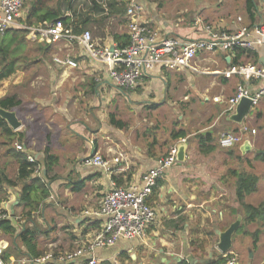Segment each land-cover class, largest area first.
Instances as JSON below:
<instances>
[{"label":"crops","instance_id":"0c3cea01","mask_svg":"<svg viewBox=\"0 0 264 264\" xmlns=\"http://www.w3.org/2000/svg\"><path fill=\"white\" fill-rule=\"evenodd\" d=\"M22 1L21 21L25 24L33 0ZM93 1L105 9L110 0H45L44 12L49 9L72 20L77 18L76 15L88 12ZM251 3L254 5L253 21L247 14L246 0H113L115 8L109 9L110 15L104 11L92 12L83 27L100 45L117 48L119 42L114 36H128L127 26L132 20L146 24L164 38L194 41L206 37L203 33L205 25L230 31L236 30L240 24L249 27L264 25V0H251ZM237 18L242 22H237ZM25 38L26 45L18 49L19 60L14 73L0 81V100L10 98L15 102L6 110L13 112L21 124L14 132L26 137L27 154L42 166L47 157H52L50 176L54 175L55 179H45L50 196L45 200L38 219L41 228L47 231L37 240L41 256L45 254L44 247L49 249L58 242L72 244L75 249L84 246L99 230L100 222H92L83 213L98 208L114 182L112 177L121 186L138 184L141 176L152 170L172 145L182 140L174 135L186 131L184 161L167 169L147 199L155 219L145 239L122 241L113 248L100 251L99 263L125 262L126 252H131L132 261L138 262L133 253H138L135 250L141 247L147 248L150 264H178L181 261L214 264L221 257L217 249L218 233L225 231L238 215L242 220L231 238L229 251L237 255L239 264L242 263L234 250L236 246H241L246 253L244 264L264 262V216L243 226L244 215L235 190L234 193H200L197 190L201 183L198 179L214 180L217 185L221 180L235 183L234 172L256 176V191L264 189V96L238 123L225 113L227 105L224 103L239 86L257 92L264 87V78L246 80L238 75L225 78L213 73L231 65L246 64L264 73L263 47L247 50V54L239 58L235 52L201 54L195 65L202 73L186 69L167 71L158 66L144 73L137 85L140 90L128 96L108 78L106 66L90 59L79 45L65 41L42 44ZM58 56H68L78 67L70 69L57 64L54 59ZM214 97H220L223 102H213ZM184 100H189L190 104L199 101L204 111L197 113V117L187 115L183 118L179 109L173 108L172 112L185 123H175L171 129L159 131L146 119L141 120L144 124L140 127L123 121V117L130 114L137 121L143 118V114L164 117L162 111L170 110L171 102L180 105ZM124 101L128 105H124ZM201 115L204 128L197 133L188 132L186 120L197 123ZM243 128L248 132L240 136L239 144L230 149L218 146L223 135L238 134ZM251 129L257 130L256 133L251 134ZM206 134L212 136V144L217 148L203 155L199 152L196 136ZM246 142L249 150L243 152L241 149ZM217 151L231 154L232 160L231 157L225 161L218 159L214 156ZM94 154L108 161L120 159L114 165L115 174L109 176L102 169L84 166V159ZM2 157L6 173L10 165L13 167L14 174L8 177L16 182L15 162L8 156ZM226 165L228 167L224 169ZM75 185H78L77 190H74ZM20 188L19 184L4 186L0 194L4 197L0 209L9 212L13 226L18 220L22 221ZM252 194L245 198L246 204L258 206L264 202V198L256 202ZM0 242L7 244L4 250L9 255L6 263L31 264L26 257L9 248L10 238L1 230ZM74 264L86 263L80 259Z\"/></svg>","mask_w":264,"mask_h":264},{"label":"built area","instance_id":"2783aa9c","mask_svg":"<svg viewBox=\"0 0 264 264\" xmlns=\"http://www.w3.org/2000/svg\"><path fill=\"white\" fill-rule=\"evenodd\" d=\"M22 0H0V36L9 30H26L27 39L42 44H52L65 41L79 45L86 55L106 66L107 75L114 85L122 90H134L143 74L162 67L167 71H181L186 69L192 73H202L195 65L196 58L204 53L222 52L230 54L237 49L252 51L256 47L264 48V25L251 27L240 24L233 31L223 27L214 28L209 25L203 27L204 39L185 41L177 38H164L146 24L132 20L127 26L129 44L124 48L100 45L87 30L75 33L71 27H65L61 21L42 23L35 27L25 26L21 21ZM241 23V18H237ZM54 61L70 69L78 64L68 56ZM206 73V72H205ZM215 75L231 78L234 75L242 76L246 80L251 77L264 78V73L250 64L231 65L223 71H214ZM264 96V87L253 93L249 88L239 86L235 94L225 100V113L232 115L239 102L249 99L251 108L256 107ZM213 102L222 103L220 97H214ZM248 132L243 128L240 133H226L219 141L220 148L230 149L241 142V135ZM255 134L256 131H250ZM185 143L182 139L169 148L165 157L159 159L156 166L145 172L138 184L116 186L111 182L110 189L100 201L97 209L85 211L83 215L92 222H100L99 230L81 248L70 253H47L41 257L29 260L31 264H74L83 259L86 264H97L100 251L113 248L122 241H143L147 230L155 219L154 210L148 205L147 199L157 187L158 181L167 169L177 164V146ZM16 150L25 151L22 144L15 145ZM27 161L34 163L35 159L28 155ZM120 159L105 160L99 154L84 159L83 165L102 169L109 176L115 174L114 165ZM42 169L38 166L35 175L40 177ZM6 209H0V222L10 220ZM7 244L0 242V264H8L3 260ZM223 264H239L238 257L232 251L221 253ZM264 264V262L260 263Z\"/></svg>","mask_w":264,"mask_h":264},{"label":"trees","instance_id":"16d2710c","mask_svg":"<svg viewBox=\"0 0 264 264\" xmlns=\"http://www.w3.org/2000/svg\"><path fill=\"white\" fill-rule=\"evenodd\" d=\"M113 0L107 2L105 9L100 7L96 2H92L93 6L89 8L88 12L82 15H76L77 18L69 19L68 17H62L58 13H54L52 10H45V0H33L25 24L27 26L34 25L36 23L49 22L54 23L61 21L65 27H71L75 33L84 31L88 21L90 13L95 12H108L109 9H114L112 4ZM246 11L253 21L254 19V5L251 0H246ZM70 2V0H69ZM27 35L26 30H9L4 35L0 36V81L10 76L15 71V64L19 60L18 49L26 45ZM114 40L119 42V48H124L129 44V37L127 35L114 36ZM236 57L239 58L243 54H247V50L237 49L234 51ZM15 104L13 99L4 98L0 100V107L8 109ZM186 131L174 135L176 139H185L187 137ZM198 141L199 152L203 155H208L215 151L216 145L212 144L213 138L210 134L204 136H196ZM22 144L27 149L26 137L21 133L14 132L4 120L0 118V147L3 149V156L10 157L17 166V178L16 182L9 179L5 168L0 164V194L3 187H12L19 184L20 193L19 200L22 207L21 220L17 221V225L13 226L10 220L0 222V230L10 238L9 248L15 250L18 254L26 257L28 260H33L41 256L42 252L38 248V236L46 234L47 231L41 228L38 219L41 217L40 211L46 199L49 198L50 193L47 188L46 180H53L55 176H50L52 173V157H47L44 166L40 165L37 161L29 163L27 161V152L18 151L15 149V144ZM212 144V145H211ZM42 169L41 176L35 175L36 167ZM235 182V197L242 209L244 215L243 226L255 222L257 219L264 216V203L258 206H252L245 203V198L256 192L258 184V178L251 174L234 172ZM50 178V179H49ZM114 183L117 186H121L120 182L112 177ZM78 185L74 187L77 190ZM4 194V193H3ZM4 197H0V202ZM147 203L149 204L148 200ZM13 217V215H12ZM257 233L253 234L255 237ZM202 249V246H201ZM8 254H3V260L6 261ZM224 260L220 259L214 264H223ZM178 264H188L187 261H181Z\"/></svg>","mask_w":264,"mask_h":264},{"label":"rangeland","instance_id":"374dc122","mask_svg":"<svg viewBox=\"0 0 264 264\" xmlns=\"http://www.w3.org/2000/svg\"><path fill=\"white\" fill-rule=\"evenodd\" d=\"M157 1H160V0H157ZM55 58L62 59L63 57L58 56ZM139 90H140V88L136 87L134 90H123V91L126 95L130 96L131 92L137 93ZM128 99L131 100V98H128ZM124 102H125L124 105H126V104L128 105L127 101H124ZM199 103H200L199 101H196V102H191V104H190L189 100H184V101L180 102V105H179V103L171 102L170 106H169L170 110L162 111V113L165 115L164 117L157 116V118H155V117H148V116H145L143 114V118L140 117V120L137 121V118L134 117V115L130 114L126 117H123V121L127 125L137 126V124H138V127H140L141 124H144L143 122H141V120L146 119L149 122H151L154 127H157L158 128L157 130H159V131L167 130V129H171L173 124H175V123L180 124L181 122H183V119L179 118L177 113L172 112L173 108L179 109L178 112L183 114V118L187 115L192 116V117H197V113L204 111ZM143 104H146V103H143ZM125 109H127L129 111V108H125ZM183 110H185V112H183ZM125 112H126V110H124V113ZM130 112H132V111H130ZM201 118H202V115H201V117L199 116V120L197 123H191V122L186 120L187 124L185 126V129L191 133H195V132L197 133L200 130H202L204 128V123L201 122ZM183 123H185V122H183ZM192 139H194V136ZM197 143H198V141H197ZM2 150L3 149H0V164L1 165H3L1 163L3 161ZM217 152H218L217 155L215 154L214 156L217 157L218 159H222L223 161H225L227 159H230V157H231L230 160H232L231 154H229V153L227 154L223 151H217ZM227 167L228 166L226 165L224 169H227ZM13 174H14V169L10 165L8 167L7 175L9 177H12ZM198 181L201 182L200 185H197V190H199L200 193H234L233 190H235V183H234V181H230V180H228V181H222L221 180L218 185L216 184V181H214V180L204 181L203 179H198ZM211 187H213V188H211ZM219 188H221V190H219ZM257 193H260L259 194L260 196L257 195ZM251 196L253 197V200L256 199V202L261 201L262 198H264V189L257 190ZM253 200H252V203H254ZM254 204H256V203H254ZM263 221H264V219H263ZM81 247H79V248H81ZM234 250L238 252V254L241 258L240 263L244 264L247 261L246 260V253L244 252V249L241 246H236V248ZM42 251H44L45 254L51 253V252H54V253H70V252L75 251V248L72 244L67 245V242H64L63 244L58 242V244L56 246L51 247L49 249L48 248L45 249V247H44ZM135 252H138V253H133V254L137 257V261L139 262V264H150L147 261V259L149 257V252H148L147 248H141L140 247V248H137L135 250ZM130 254H131V252H126L124 254L125 262H120V260H117L116 262L115 261H108V262H102V263L98 262V263L99 264H138V262H135L134 260L132 261V258H130ZM133 259H136V258H133Z\"/></svg>","mask_w":264,"mask_h":264},{"label":"water","instance_id":"95a60500","mask_svg":"<svg viewBox=\"0 0 264 264\" xmlns=\"http://www.w3.org/2000/svg\"><path fill=\"white\" fill-rule=\"evenodd\" d=\"M251 102L249 99H242L239 104L235 108L234 114L230 115V119L235 122H240L250 111ZM0 118L6 122V124L13 130L16 131L21 126L20 122L18 121L17 117L13 112H10L6 109L0 107ZM243 152L249 150V144L246 142L241 149ZM185 151H186V144L180 143L177 146V163L181 164L185 159ZM241 216L238 215L236 220L229 225V227L222 232L218 233L219 241L217 244V249L220 253H225L230 250L231 248V238L233 234L237 231L241 224ZM191 263V261H190Z\"/></svg>","mask_w":264,"mask_h":264}]
</instances>
